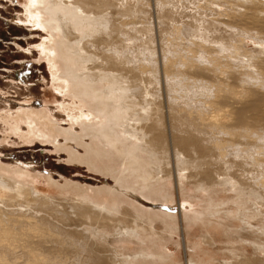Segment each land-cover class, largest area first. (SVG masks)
<instances>
[{"label": "bare ground", "instance_id": "obj_1", "mask_svg": "<svg viewBox=\"0 0 264 264\" xmlns=\"http://www.w3.org/2000/svg\"><path fill=\"white\" fill-rule=\"evenodd\" d=\"M262 4L36 0L39 22L54 38L52 61L77 108L88 110L75 119L80 134L65 132L86 151L69 150L70 161L117 186L92 194L67 181L59 196H43L0 165V264H163L171 259L163 233L179 230L177 220L132 197L173 202V173L179 198L202 205L193 216L181 214L183 225L208 226L207 245L220 227L238 238L221 264H264V22L255 30L257 23L236 22L241 13L224 18L229 5L258 21ZM210 5L226 10L218 15ZM153 8L158 32L149 21ZM51 123L45 128L55 134ZM227 192L230 200H220ZM232 218L243 223L238 231L225 226ZM187 264L209 261L188 257Z\"/></svg>", "mask_w": 264, "mask_h": 264}, {"label": "rangeland", "instance_id": "obj_2", "mask_svg": "<svg viewBox=\"0 0 264 264\" xmlns=\"http://www.w3.org/2000/svg\"><path fill=\"white\" fill-rule=\"evenodd\" d=\"M35 2L36 0H0V165L9 168L15 173V176L34 182L39 194L43 196H59V189L67 181L79 184L87 191L93 189L92 194L105 187L114 189L117 184L115 179L109 175L93 171L81 162L70 161L69 150L73 149L80 156L86 155V151L85 148H82L83 146H79L80 144L73 141L68 142L65 138V132L70 130L74 134H80L81 126L75 119L80 118L82 114H88V110L86 107L77 108L79 101L72 99L73 97L67 92L69 90L67 85L65 84V87L62 82L58 62L52 61L54 55L49 50L54 43V38L49 30L39 22H42V19H40L41 16L36 15ZM248 4L246 3L245 6L250 7V3ZM262 5L264 6V0ZM224 6L227 7V10ZM224 6L211 7H215L213 8L214 12L218 15L226 10V12L224 11L225 17L224 14L222 16L228 18L226 14H231L232 16H229L231 19L233 17L234 21L237 20V13L243 15L242 12L245 10L241 9V11L229 5ZM263 6H260L262 10H264ZM153 7H155L154 4ZM231 9L236 10V13ZM152 11V17L149 21L153 24L154 30L158 32L155 9L153 8ZM189 11L191 10L189 9ZM234 14H236V18ZM242 15H239L237 23L240 24V19L243 21L241 23L246 24L248 27H252V23H257V29L254 28L260 30L264 22V14L259 16L258 21L260 22L255 21V19L254 21H246L241 17ZM248 22L251 24H247ZM255 24L252 25L255 26ZM155 37L156 41H159L158 33ZM250 48H253L251 44ZM62 85H64L63 88ZM49 123L55 127V130H58L55 133L56 136L48 133L47 128H51ZM85 140L86 143H89V139L86 138ZM167 155L169 158L168 164L172 167L174 163L172 146L169 148ZM174 175L175 173H173L171 179L174 194L173 202L151 201L140 195L132 197L139 205L141 203L143 209L173 215L175 216L174 219L177 220L176 227L179 228V230H176L177 232L166 231L163 233L165 239H163L162 244L171 253V259L163 264H187L188 257L196 261L202 258L204 262L206 260V263L209 261V264H221L228 256L227 249L231 246L238 247V245L232 243L238 238L233 236L234 233L231 231L225 233V229L220 227L218 235L214 236L216 243L211 244L213 242H210V246L203 242V234H206L208 226L201 223L188 225L187 221L183 225L181 214L191 212L189 214L192 215L194 210L200 209L202 205L198 201L192 204L193 202L191 203L190 200H185L183 197L179 198ZM56 184L59 186H56ZM220 196H222L220 200L227 202L230 200L229 197L233 196V193H220ZM105 198H109L108 194ZM233 219L231 221L227 219L225 226H231L234 231L235 229L238 231L243 223L241 219L240 221L235 219L233 221ZM183 226L186 227V231L183 230ZM256 238L252 237V241H262L260 238ZM199 244L201 247H197ZM122 245L116 243L112 248L121 247ZM247 245H245L246 248L243 251L253 255V247ZM140 247L136 243L132 245L134 250H138Z\"/></svg>", "mask_w": 264, "mask_h": 264}]
</instances>
